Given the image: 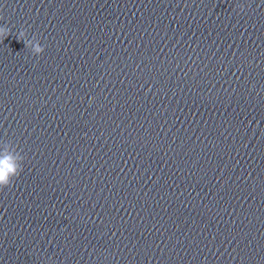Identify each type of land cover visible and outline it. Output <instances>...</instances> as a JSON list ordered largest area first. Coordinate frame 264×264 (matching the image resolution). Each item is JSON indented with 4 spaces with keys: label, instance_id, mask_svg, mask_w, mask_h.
<instances>
[{
    "label": "clouds",
    "instance_id": "9594fccd",
    "mask_svg": "<svg viewBox=\"0 0 264 264\" xmlns=\"http://www.w3.org/2000/svg\"><path fill=\"white\" fill-rule=\"evenodd\" d=\"M241 11L244 10V5H239ZM2 19V18H0ZM11 29L7 26H0V42H2L9 34ZM18 41H23L25 47L30 49L34 56H40L45 51L44 46L36 39L35 35L32 38H27V30H21L16 36ZM25 156L18 146L11 141L0 142V189L10 187L15 178L23 171V162Z\"/></svg>",
    "mask_w": 264,
    "mask_h": 264
}]
</instances>
